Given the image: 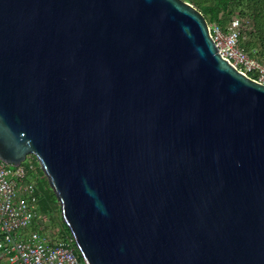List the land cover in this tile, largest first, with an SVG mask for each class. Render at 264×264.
Returning a JSON list of instances; mask_svg holds the SVG:
<instances>
[{
    "label": "water",
    "instance_id": "1",
    "mask_svg": "<svg viewBox=\"0 0 264 264\" xmlns=\"http://www.w3.org/2000/svg\"><path fill=\"white\" fill-rule=\"evenodd\" d=\"M28 156L84 264H264V85L183 0H0V161Z\"/></svg>",
    "mask_w": 264,
    "mask_h": 264
},
{
    "label": "built area",
    "instance_id": "2",
    "mask_svg": "<svg viewBox=\"0 0 264 264\" xmlns=\"http://www.w3.org/2000/svg\"><path fill=\"white\" fill-rule=\"evenodd\" d=\"M241 22L233 18L225 30L209 25L219 55L239 73L264 85V66L238 47ZM33 162L18 167L0 161V262L2 264H84L71 235L45 230L49 218L40 215Z\"/></svg>",
    "mask_w": 264,
    "mask_h": 264
},
{
    "label": "trees",
    "instance_id": "3",
    "mask_svg": "<svg viewBox=\"0 0 264 264\" xmlns=\"http://www.w3.org/2000/svg\"><path fill=\"white\" fill-rule=\"evenodd\" d=\"M183 1L198 10L208 25H215L222 30L226 29L233 18H238L241 22L238 47L250 59L264 66V0ZM35 171L38 211L40 215L49 218L45 230L58 229L60 234L70 235L61 219L59 205L38 165Z\"/></svg>",
    "mask_w": 264,
    "mask_h": 264
},
{
    "label": "rangeland",
    "instance_id": "4",
    "mask_svg": "<svg viewBox=\"0 0 264 264\" xmlns=\"http://www.w3.org/2000/svg\"><path fill=\"white\" fill-rule=\"evenodd\" d=\"M32 157L33 156H28L22 164L25 165V164L29 163L32 160ZM31 162H33L34 167L36 168V166L38 165V163L36 162V160H32ZM28 176L31 177V179H33V180H35L37 178V175L34 174V171H30L29 174H28Z\"/></svg>",
    "mask_w": 264,
    "mask_h": 264
},
{
    "label": "flooded vegetation",
    "instance_id": "5",
    "mask_svg": "<svg viewBox=\"0 0 264 264\" xmlns=\"http://www.w3.org/2000/svg\"><path fill=\"white\" fill-rule=\"evenodd\" d=\"M32 160H34V159H32Z\"/></svg>",
    "mask_w": 264,
    "mask_h": 264
}]
</instances>
